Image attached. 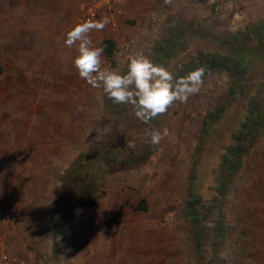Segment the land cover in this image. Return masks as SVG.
Listing matches in <instances>:
<instances>
[{"label":"rangeland","instance_id":"374dc122","mask_svg":"<svg viewBox=\"0 0 264 264\" xmlns=\"http://www.w3.org/2000/svg\"><path fill=\"white\" fill-rule=\"evenodd\" d=\"M89 1H11V7L18 3L24 22L0 25V67L23 84L39 78L38 104L24 98L7 109L21 118L36 115L39 136L9 137L6 158H0V237L7 233L2 219L11 218L20 229L8 241L16 257L30 264L46 256L57 264L63 251L70 264H264V184L257 181L264 180V167H256L264 160V118L255 124L252 112L254 104L264 112V37H244L246 31L224 26L248 4L213 0L206 13L227 29L205 33L194 21L183 42L176 39L179 26L167 30L164 25L185 13L172 6L166 8L174 9L170 18L151 17L145 42L120 32L126 40H138L146 56L175 77L197 69L206 54L248 62L235 86L230 74L223 75L226 70L203 67L200 92L146 124L130 105L114 104L102 88L79 77L72 63L78 55L75 45L64 52L66 34L81 24ZM1 5L0 13L6 14L8 2ZM31 17L38 23L30 24ZM135 23L123 19L127 26ZM101 32L89 33L96 47ZM164 46L171 51L166 56L160 52ZM114 51L103 52L102 68L115 69ZM126 71L127 64L118 72ZM64 80L66 91L71 87L65 105L55 95ZM25 123L19 128L26 130ZM182 126L187 135L181 134ZM165 128L170 135L160 144L147 142L146 130ZM238 137L246 153L240 170L231 175L224 169V155ZM193 197L202 205L201 241L196 238L199 225L188 214ZM142 200L147 210L139 209Z\"/></svg>","mask_w":264,"mask_h":264},{"label":"crops","instance_id":"0c3cea01","mask_svg":"<svg viewBox=\"0 0 264 264\" xmlns=\"http://www.w3.org/2000/svg\"><path fill=\"white\" fill-rule=\"evenodd\" d=\"M3 2V0H0ZM8 2V6L6 7L7 13L2 14L0 13V25H11V24H21L23 23L24 19L22 16H19L18 12V3L15 4V6L11 7L10 2H16L19 0H6ZM38 1V0H33ZM213 0H127V5H126V18L130 20H135L136 23L132 26H127L126 24H123V20H121V27H120V32L122 34H125L129 37H135L138 40H143L144 42L146 41L148 35H150V31L148 29V25L151 23V17H153L154 14L162 15L163 18H170V14L174 13V9L168 10L166 8L172 6L175 8H179L183 12L182 17H179L178 15L176 16V20L174 22L172 21H166L164 25L166 26V29H170L171 26H179L178 29L174 30L176 33V39L180 40L183 42L186 40L187 36L192 32L189 30V26H193V23L195 21L197 28L203 27L205 28V33H210V32H222L225 29H241V31H248V28L250 25L256 24V25H262L264 24V0H252L251 2H248V0H243V3L248 4L244 8V11L241 12V14H237L235 16V19L228 25L225 23L224 26H229L225 28L224 26L219 25V21L215 22L213 18L209 17L210 14L206 13V9H208V5L211 4ZM258 2H260L258 4ZM263 3V4H261ZM158 6L161 9H164L165 11H157ZM263 5V6H262ZM4 8L3 5L0 6V11ZM156 10L154 11V9ZM9 11V13H8ZM14 11V12H13ZM204 16H207V18H202ZM228 17V14L226 15ZM154 18V17H153ZM37 19V18H36ZM125 19V18H124ZM165 20V19H164ZM225 16H223V21L226 22ZM230 22V20H228ZM30 24L38 23V19L34 21L33 17H31ZM171 25V26H170ZM107 30V31H106ZM109 29H103V32H101V41L98 43L97 47H101L102 43L105 40H111L112 36L114 35ZM247 34V33H246ZM112 35V36H111ZM113 39V38H112ZM142 41V42H143ZM165 45V44H164ZM70 50V48L66 47L65 49ZM66 52V50L64 51ZM104 52V51H103ZM160 52H163L162 54L166 56V52H171L170 49L166 46ZM162 62V61H161ZM17 67V66H15ZM21 68V66H19ZM17 69V68H16ZM187 70L186 72H188ZM223 75L229 73L226 71ZM221 73V72H220ZM33 81L31 84L29 83H21L20 77H14L10 78L9 71L7 70L6 67L1 68L0 67V158H6V154L8 152V148L11 146L9 145L8 138L9 137H14L15 135L18 137L19 135H22V137H30V138H38L39 136V121L38 117L34 115L33 113L27 114L25 118H21L18 113H10L8 114L7 109L9 106H17L23 104L24 98H28L32 102L36 99V103L38 104L39 102V88H38V80L39 78L37 77V81L34 80L32 77ZM53 79V77H52ZM223 79L226 80V76L223 77ZM28 81V80H27ZM65 80L62 82L61 87L58 88L59 91L56 92V97H58L60 104L65 105L67 103V99L70 101V93H71V87L69 86L68 91H66ZM24 88L28 91L27 93H24ZM19 90L21 92H19ZM23 90V91H22ZM82 90V89H81ZM175 105H181L180 102H176L173 106ZM3 108V109H2ZM10 108V110H12ZM3 110V111H2ZM13 117V119H9V116ZM184 116L183 113L179 114V117L182 118ZM178 117V118H179ZM172 118V117H170ZM20 122H26L25 127L27 128L26 130L24 128L20 129ZM177 127V125H176ZM176 129V128H175ZM184 126H182V135H187L186 131L184 130ZM172 133V132H171ZM172 134H179L177 132L172 133ZM32 144L30 147H33L35 142L33 139L31 140ZM38 146V143H37ZM11 149V148H10ZM32 149V148H31ZM6 164V163H5ZM264 167V160L262 162H257L256 167ZM257 181H261L262 184H264V180L262 181L260 178H257ZM257 197V196H256ZM261 200H264L262 198ZM262 216V215H261ZM264 217V215L262 216ZM264 227V225H263ZM18 229H20L17 226V232ZM16 232V233H17ZM10 243V250L11 253L16 256L15 252L12 250V245L11 241ZM29 256L33 257L32 251H28ZM19 258V257H18ZM21 259V258H20Z\"/></svg>","mask_w":264,"mask_h":264},{"label":"clouds","instance_id":"9594fccd","mask_svg":"<svg viewBox=\"0 0 264 264\" xmlns=\"http://www.w3.org/2000/svg\"><path fill=\"white\" fill-rule=\"evenodd\" d=\"M108 22L107 17L101 21H87L77 24L66 34L65 46L77 47L78 55L72 63L81 79L93 88H102L114 104L130 105L135 116L146 124L166 114L176 102L187 103L192 95L200 92L205 75L203 67L175 77L167 67L138 52L128 56L124 73L102 68L104 49L93 45L89 33L103 30ZM169 135L167 128L162 132L145 131L147 142L152 145L160 144ZM127 146L135 147L134 143Z\"/></svg>","mask_w":264,"mask_h":264},{"label":"built area","instance_id":"2783aa9c","mask_svg":"<svg viewBox=\"0 0 264 264\" xmlns=\"http://www.w3.org/2000/svg\"><path fill=\"white\" fill-rule=\"evenodd\" d=\"M243 1V0H242ZM127 0H90L83 9L81 23L87 21H101L108 18L106 27L115 35L112 43L115 47L114 59L116 60L115 70L125 68L127 59L130 54L143 53L146 55L148 50L141 45L138 40H126L120 35L121 20L126 16ZM221 6L216 7V11L220 12ZM2 223L6 225V234L0 237V264H30L29 262L14 256L10 250L8 238L17 231L16 223L9 217L2 219ZM70 257V256H69ZM65 251L61 252L57 264H70V258ZM52 257L46 256L39 260V264H52Z\"/></svg>","mask_w":264,"mask_h":264},{"label":"trees","instance_id":"16d2710c","mask_svg":"<svg viewBox=\"0 0 264 264\" xmlns=\"http://www.w3.org/2000/svg\"><path fill=\"white\" fill-rule=\"evenodd\" d=\"M259 34L260 39L264 37V24L255 26L254 31L248 30L247 34H244V37H248L254 34ZM101 48L104 49V52L107 54H111L114 50V44L110 40H105ZM247 60L243 57H232V56H224L220 53L215 54H206L205 56H202L199 58L198 63L196 66L198 68L205 67L210 70L216 69H224L226 70L231 77L233 78V84L234 86L240 82L243 75L246 73L247 69ZM191 72V71H189ZM253 116L255 117V124L260 122L264 118V112H262V109L257 104H254L253 108ZM248 130V129H247ZM240 137H238L235 142L236 145L233 146V148L228 149L226 154L224 155V169L227 170L231 175L236 174L241 167L240 158L246 153V150H242L240 147ZM226 186H221L218 190L221 194L223 193V190ZM191 204L189 206L188 214L193 219L194 222H197L199 225V228L196 230V238L201 241V239L204 238V234L200 227L201 222V215H202V205H200V200L198 198L193 197L191 199ZM139 209L147 210V202L146 200H142ZM217 230V229H216ZM223 229L219 228V233L222 234ZM195 233V234H196ZM204 260H202L201 263H203Z\"/></svg>","mask_w":264,"mask_h":264}]
</instances>
